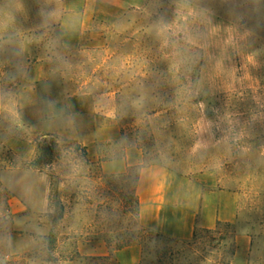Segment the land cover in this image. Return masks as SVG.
I'll return each mask as SVG.
<instances>
[{
    "label": "clouds",
    "instance_id": "obj_1",
    "mask_svg": "<svg viewBox=\"0 0 264 264\" xmlns=\"http://www.w3.org/2000/svg\"><path fill=\"white\" fill-rule=\"evenodd\" d=\"M35 4L38 22L25 0H0V264H89L94 253L81 241L92 223L104 224L108 236L122 230L139 240L153 233L145 242L156 257L150 264H159L168 243L150 227L156 218L145 211L147 202L137 200L129 212L100 207L89 137H95V160L122 196L135 198L141 185L163 177L164 204L173 209L198 210L205 199L193 180L178 176L223 177L227 165L242 163L246 178H258L260 89L244 119L239 111L209 107L220 90L206 73L224 61L235 70L238 59L247 79L257 85L264 79V0H134L100 30L106 41H145L143 51L74 45L89 30L91 6ZM222 33L226 47L217 54ZM34 49L47 66L39 76L32 74ZM97 118L98 127H91ZM125 122L131 133L103 138L104 130ZM172 125L189 140L182 158L176 138L166 134ZM201 240L194 231L179 242L178 258L213 264ZM251 255L250 264H264V241Z\"/></svg>",
    "mask_w": 264,
    "mask_h": 264
},
{
    "label": "rangeland",
    "instance_id": "obj_2",
    "mask_svg": "<svg viewBox=\"0 0 264 264\" xmlns=\"http://www.w3.org/2000/svg\"><path fill=\"white\" fill-rule=\"evenodd\" d=\"M133 2L134 0H65L67 5H75L80 11H83L89 5L92 8V11L89 13V30L82 36L74 39L72 43L85 49L99 46L101 48H109L110 50L123 51L132 50L135 46L138 51H143L146 46L145 41L136 38H131L127 44L123 43L122 40L116 42L106 41L104 32L100 30V26L110 25L116 16L123 12L124 7ZM135 2L140 3L143 0H135ZM25 6L32 14V22H38V17L35 16V0H25ZM25 19L27 20L28 17L25 16ZM221 35L222 38L217 41V47L213 49V52L217 54L220 49L226 47V34L222 33ZM39 56V50L34 49L32 57V74L34 76H39L42 71L46 72L47 70V66L39 61ZM235 63V70L231 69L230 62L224 61L217 64L215 71L206 73V78L210 80L213 88L220 90L214 98L211 96L208 98V105L210 108L214 106L219 107L221 112L225 110L232 112L239 111L243 114V118L247 119L249 109L255 108L251 99L255 88L260 89L259 95L261 101L264 102V79H261L259 85L255 84L254 81L247 79L245 69L241 66L238 59ZM69 90H71V87ZM80 110L84 111V108L81 107ZM260 111H264V109ZM167 118L165 117V119ZM128 124L129 122H125L119 128L111 131L104 130L102 133L103 138L106 139L110 134L112 135V132L116 135L121 131L131 133L132 129ZM95 125L98 127L99 118L96 119L94 124H90V126ZM166 134L176 138L177 143L175 147L179 151L178 158H182L189 140L186 139L184 134L177 133L175 125L167 129ZM92 140L95 141V138L93 137L92 139V136H90L89 142ZM146 143L150 144V141H146ZM93 162L94 178L97 181L100 194L104 197L100 207L106 205L109 207L114 206L123 209V212L135 209L134 198L122 196L121 189L107 180L102 169L100 172L98 171L97 165L100 163L96 160H93ZM190 177L203 178L214 190L233 193L238 199V216L234 224H219L211 232L196 230V233L202 236L201 244L203 245L204 255L210 256L213 264H232L238 237L250 236L252 238L251 249L256 246L258 240L262 241V237H264V169L260 170L258 178H246L245 169L241 163L239 167L227 165V175L223 177H217L214 174H206L204 172ZM85 231L88 233V236L82 239L81 242L84 245L85 251H88L90 248L94 253L89 264H116L114 257L115 247L119 244L133 241V238L125 236L122 230L113 236L106 235V228L102 223H92L85 228ZM148 239L151 238L144 237L140 245H138L142 248L140 264H150V261L156 258L147 249L145 241ZM182 242L186 243L187 241ZM167 243L168 250L159 256V264H190L187 257L178 258L177 256V250L180 247L179 241ZM212 249H215L214 253L211 252Z\"/></svg>",
    "mask_w": 264,
    "mask_h": 264
},
{
    "label": "crops",
    "instance_id": "obj_3",
    "mask_svg": "<svg viewBox=\"0 0 264 264\" xmlns=\"http://www.w3.org/2000/svg\"><path fill=\"white\" fill-rule=\"evenodd\" d=\"M88 25L90 27L89 20ZM91 127L95 128L97 126ZM114 135L116 134L114 133ZM95 142L94 140L90 141L87 149L88 156L92 160H95L92 149ZM189 179L193 180L196 187L204 192L205 199L200 201L198 210L173 209L164 204L163 177L156 179L152 185L145 183L136 190V200L147 202L145 211L150 212L156 218L150 224V227L155 228L157 232H162L163 237L174 241H188L196 230L212 231L219 224H234L238 216V199L236 195L214 190L211 185L200 177H177L178 181L186 182ZM161 205L164 206V211L158 212ZM250 238V236L237 238V247L232 264H250L253 259L251 255L252 238L251 243H249ZM262 241H264V237H262ZM114 257L116 264H140L142 248L138 245H131L115 251Z\"/></svg>",
    "mask_w": 264,
    "mask_h": 264
},
{
    "label": "trees",
    "instance_id": "obj_4",
    "mask_svg": "<svg viewBox=\"0 0 264 264\" xmlns=\"http://www.w3.org/2000/svg\"><path fill=\"white\" fill-rule=\"evenodd\" d=\"M51 156V152H50V150H49V157ZM97 169H98V171L100 172L101 171V166H100V164H98L97 165ZM136 197L134 198V203H135V205H136V207H137V203H136ZM213 231V230H212ZM206 232H211V231H206ZM152 236H153V233H148V235L146 236V237H150V238H152ZM144 238V237H143ZM143 238H141V239H139V240H133V241H130V242H125V243H122V244H119V245H117L116 247H115V249H114V251H119V250H122V249H124V248H126V247H129V246H131V245H140V243H141V240L143 239ZM160 239L161 240H164V241H167V242H171V243H176L177 241H174V240H172V239H169V238H166V237H163V236H161L160 237Z\"/></svg>",
    "mask_w": 264,
    "mask_h": 264
}]
</instances>
